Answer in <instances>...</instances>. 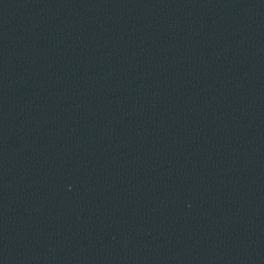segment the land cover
I'll list each match as a JSON object with an SVG mask.
<instances>
[{
	"label": "water",
	"instance_id": "obj_1",
	"mask_svg": "<svg viewBox=\"0 0 264 264\" xmlns=\"http://www.w3.org/2000/svg\"><path fill=\"white\" fill-rule=\"evenodd\" d=\"M0 264H264V0H0Z\"/></svg>",
	"mask_w": 264,
	"mask_h": 264
}]
</instances>
